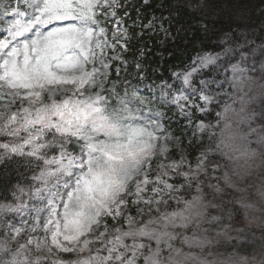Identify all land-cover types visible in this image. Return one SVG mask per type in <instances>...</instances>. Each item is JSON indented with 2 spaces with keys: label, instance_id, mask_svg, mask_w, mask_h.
Listing matches in <instances>:
<instances>
[{
  "label": "snow or ice",
  "instance_id": "6c2138e0",
  "mask_svg": "<svg viewBox=\"0 0 264 264\" xmlns=\"http://www.w3.org/2000/svg\"><path fill=\"white\" fill-rule=\"evenodd\" d=\"M143 2L148 3V0ZM24 4L31 12L14 9L19 18L4 30L6 35L0 38V89L16 90L14 95L22 102L33 98L30 103L41 97L46 84L71 86V94L60 102L53 100L51 105L36 109L34 118L28 108H22L24 115L20 127L0 128V134L5 136L17 137L21 130L26 133L19 143H0L3 150L0 164L14 162L13 157L21 158V166L33 172L30 178L32 187L29 188L32 198L44 204V208L36 209L37 215L29 227H24L28 224L26 217L20 227L8 220L0 225V264H40L39 258L30 260L25 254L29 246L40 247L38 239L31 236L37 228L44 231L45 237L50 236L51 243L60 250L76 251L64 247L60 237L70 243H79L81 236L86 237L100 227L102 218H119L122 207L127 208L129 197L133 198V204L151 205L153 199L142 195L150 184L155 185L151 189L153 196L160 197L156 204H167L163 199L167 196L180 206V210L163 216L160 229L149 230L145 226L135 235L124 233V236H132L131 245L123 244L117 236L119 247H105L103 250L107 255L97 254L78 264H137L140 259L144 264H182L179 259L182 250L174 247L177 240L197 249L211 244L212 241L200 240L195 235L183 236L178 230L199 229L207 224L209 228L204 229L207 234L210 228L222 226L225 218L232 220L233 212L228 204L214 201L220 198L225 188L233 187L228 174L232 170L228 165L239 157H233V146L221 140L216 150L221 157H227L223 165L212 163V149L199 152L194 166L181 152L179 160L158 165L160 171L155 180L149 179L148 172L156 155L150 149L160 140L155 133L164 131L163 123L133 112L130 107L133 101L138 105L151 103L150 99L140 95L138 87L129 91L130 86L125 85L122 96L116 92L115 84L112 89L103 87L112 67L109 61L122 58L119 55L112 57L109 52L116 53L118 48L127 52L131 39L125 24L131 13L123 0H24ZM191 6L195 7L194 4ZM121 9L122 15L119 14ZM159 23L162 28V20ZM54 24L58 26L46 33L37 32L38 39L26 40L19 46L14 43L33 29ZM141 28L154 30L153 20L142 24ZM163 35L171 38L167 30H163ZM217 48L219 51L198 53L186 67L172 73V82L161 81L156 86L159 95L153 99L159 100L161 108L175 109V114L184 118L188 127H192L197 113L207 112L209 105L219 104L225 95L231 98L232 93L223 91L227 86H231L233 93H238L256 84L248 73L255 70L258 57L264 58V46L257 53L249 40L241 41L228 35ZM135 67L143 71L141 63H136ZM259 87L264 89V84ZM94 88L98 91L93 92ZM163 115V112H157V121ZM15 122L17 116L13 114L8 123ZM207 129L201 120L195 124L193 135L202 134ZM256 131L252 129V133ZM260 131L264 132V128ZM213 135L210 132L209 138ZM163 139L165 143L159 150L160 156L170 152L166 143L168 137ZM176 146L179 150V138H176ZM260 146L264 147V138ZM182 167L186 170L179 171ZM169 171L183 183H168L162 179ZM181 192L184 195L173 196V193ZM193 192L196 195L193 196ZM24 193L25 189L17 185L11 195L20 199ZM185 195L191 199H185ZM26 207L5 204L0 205V211L19 213ZM209 209L224 215H208L202 220ZM41 211L47 212L42 223ZM104 227L106 232L107 225ZM62 228L71 229L74 234L68 235ZM231 230L229 224L216 235L231 242L226 235ZM22 234L26 243L19 244L17 238ZM104 234L102 232L100 236ZM137 237L147 242H137ZM14 241L17 242L15 249L9 246ZM153 241L156 244L154 249ZM90 243L92 241L85 238L79 251L83 252ZM192 258L191 253L183 254L184 261ZM200 264H209V261ZM240 264H253V261L241 257ZM259 264H264V257Z\"/></svg>",
  "mask_w": 264,
  "mask_h": 264
},
{
  "label": "rangeland",
  "instance_id": "374dc122",
  "mask_svg": "<svg viewBox=\"0 0 264 264\" xmlns=\"http://www.w3.org/2000/svg\"><path fill=\"white\" fill-rule=\"evenodd\" d=\"M23 11V10H20ZM31 12V9H30ZM2 13V12H0ZM19 17L16 15L15 11L5 14L2 16V21L0 22V38H3L1 32H4L5 29L10 27L12 23L18 19ZM27 19V17H25ZM62 23V22H61ZM58 26L48 25V26H41L39 29H33L32 32L25 33L24 36H21L15 41L18 46L26 41L32 39H38L37 32H44L46 33L50 28ZM122 52L119 48L117 49L116 53L109 52V55L115 57L117 55L122 57ZM122 59V58H121ZM116 60L115 58L109 61L111 65H113L116 61L121 62V65L118 66L116 69L120 70V67L126 66L127 63H123V60ZM115 71V68L113 69ZM109 69V73L107 78L104 80L103 87L108 83L109 77L112 74V71ZM264 70V63L261 65H256L255 70H249V75L253 77L256 81L258 80L253 73L260 72ZM103 79V78H101ZM140 89L141 96L146 97L151 100V103H144L138 105L135 101L130 105L133 109V112L140 116L142 115L145 119L148 116H151L153 122H162L164 126V131L161 132L160 130L156 131V135L160 137L159 141L154 142L155 146L150 149L154 153H156L155 157L152 159V166L148 172L149 179L155 180L156 174L160 171L158 165L160 164H169L172 160H179L181 152L183 155L188 158V144L189 140L196 141L199 145H202L204 149H212L215 150L214 153L212 152L211 160L212 163H218L223 165L227 160V157H221L220 152L217 151V145L221 140L226 141L227 143L233 146V151L231 155L233 157H239V159L233 160L229 163L228 168L232 171H229L228 174L231 177L232 185L236 184L239 189L233 190L232 187L225 188L223 194L226 197H242L244 196H256L250 197L253 202L251 204L252 211L254 215H257V208L264 207V147H261L263 135L258 134V126L254 122L253 119H250L248 115H244V99L252 94L255 90V85H250V88L246 87L243 89L242 92L233 93L231 86H227L223 91H227L232 93L231 98L228 95L222 97L219 104V107L215 108L214 115L216 119H200L197 114L193 118V125L192 127H185L183 131L184 134L173 133V131H169L166 129L165 122L163 120V116L161 117L160 121L156 119V113L162 112L159 108V100L153 99L154 96H158L159 92L156 86L146 84L141 82L138 85ZM16 90L8 89L7 87L0 89V128H5L7 126L8 130L13 128L20 127V120L21 118L18 117L16 113V106L14 105L15 102L19 103L21 99L14 95ZM93 92L98 91L97 88L92 90ZM64 93L70 95L71 94V86L68 85H60V84H52V85H45L44 90L42 91L41 97L36 98L33 103V106H37V109L45 106L51 105L48 100H52L53 98H59ZM23 94V92H21ZM242 97V99H241ZM33 98H29L26 100L30 102ZM45 101V102H44ZM24 107H28L27 103H24ZM227 109V110H226ZM36 110L31 115V117H35ZM16 114L17 122L9 124V120L11 119L12 115ZM220 114V115H218ZM203 121L205 125L208 126V129L204 133H197L195 136L193 135V131L195 128V124L199 121ZM172 122L175 124L176 128H180L185 126L183 122L188 123L184 118L175 114V117L172 119ZM226 125L228 127H226ZM148 126V125H145ZM252 129H256L257 133H252ZM214 133L215 135L209 138V133ZM26 136V133L21 130L19 132V136L12 137V136H5L0 134V143H19L20 138ZM164 136L168 137L167 146L170 149V152L165 154V156L159 155V150L165 143ZM176 138H179V150L176 146ZM184 138L186 140H184ZM202 148V149H203ZM2 152L3 150L0 149ZM196 153L200 152L195 150ZM243 153V155H242ZM191 162V161H190ZM195 162V161H194ZM193 162V166H194ZM185 168H180L179 171H185ZM228 171V169H225ZM174 172L169 171L168 176L162 177V179L167 180L168 178H172L174 176ZM220 175V173H216ZM214 182V181H213ZM168 183H175L174 181ZM155 185L150 184L148 186V190L142 195L146 199H153V203L151 205H146L144 203L140 204H133L132 197L128 198L127 208L124 209L122 207V213L119 218L113 220L111 218H102L101 225L98 229H95L94 232L88 233L87 236H81L79 243H70L64 241L62 237H60V242L64 247L75 248L76 251L71 252H64L60 250L58 247L51 243L50 236L45 237L44 231L41 228H37L35 232L31 233V236L34 239H38L39 242V249H36L33 246H29L26 250L25 254L28 258L36 260L39 258L40 264H78L85 259H89L90 257L99 255H107V253L103 250L105 247H112L116 245L119 247V243L115 237L119 236L120 241L123 244H126V240L132 238V236H124V233L130 232L133 235L137 234L140 229L144 228L147 225H151L153 229H160L163 227L162 217L172 213L173 211H179L180 206H178L174 200L169 199L165 196L163 199L167 201V204H156L155 201L159 200V196H153L152 194V187ZM176 195H184L183 192L181 193H173V196ZM185 199H191V197L185 195ZM27 207L24 208L21 212H8L5 214L3 211H0V225L4 223V221L8 220L12 224H15L17 227L21 226V221L26 217L28 224L24 227H29L33 224V217L37 215L36 209L37 208H44V204L36 199L31 198L26 204ZM15 207L14 205H12ZM151 209V211H149ZM157 209H159L157 211ZM40 221L43 222L44 218L47 216L46 211H41L39 213ZM129 218H131V223H129ZM112 221V222H109ZM123 221V222H122ZM149 221L153 223L149 224ZM105 224L107 225V231L105 232ZM229 224H226L227 226ZM159 226V227H158ZM95 228V226H93ZM119 229V231H115ZM231 231L227 232V236L232 240H237L239 238L245 237V231L242 227H232ZM66 231V234L73 235L74 233L69 230ZM171 231V229H169ZM105 233L104 236H100V233ZM183 236L191 237L192 234H184L182 231ZM88 239L92 241L88 245V247L83 251L80 252L79 248L84 239ZM19 244L26 243V237L23 234L17 238ZM111 241V243H109ZM137 242H142L141 240L137 239ZM147 242V241H146ZM17 247V242H12ZM133 243V242H132ZM127 245V244H126ZM156 247L155 242H152V248ZM175 248H180L182 250V256L179 258L182 261V264H200L201 261L207 260L209 264H238L237 259L230 254L229 251L221 248H213L210 247L207 249V245L203 249H199L202 251L200 253L196 250L195 247L189 248L186 244H182L180 240H177L174 243ZM97 250H100L97 253ZM93 252V253H92ZM192 254V259L188 261H184L183 254ZM147 255V253H145ZM165 255L167 253L165 252ZM208 255V257H207ZM7 259V258H5ZM137 264H144L143 260L140 259L137 261Z\"/></svg>",
  "mask_w": 264,
  "mask_h": 264
},
{
  "label": "trees",
  "instance_id": "16d2710c",
  "mask_svg": "<svg viewBox=\"0 0 264 264\" xmlns=\"http://www.w3.org/2000/svg\"><path fill=\"white\" fill-rule=\"evenodd\" d=\"M193 4L195 7L191 6ZM128 6L131 13L129 18L134 26H131L132 38L127 53L129 67L124 71L133 77L140 72L135 67L136 62L140 61L142 72H146L147 76L171 79L172 73L186 67L195 53L219 51L217 45L228 35L241 41L247 39L254 45L255 42L264 45V0H149L148 3L133 0ZM150 19L155 25L154 30L141 28ZM161 20L171 38L163 35ZM139 29L143 30V34H138ZM262 81L264 83V79ZM259 85L261 83L258 82L255 85L257 88L247 112L255 117L260 130L264 128V89ZM13 161L0 164V205L25 203L32 197L29 188L32 187L30 178L33 172L21 166V158L13 157ZM17 185L25 189L20 199L11 195ZM17 196L20 194L17 193ZM250 197L256 196L243 195L238 199L237 196L226 197L222 194L214 203L226 202L233 212L232 220L225 218L222 226L210 228L204 236V240L217 245L216 249L229 251L238 264L241 257L252 260L253 264H259L264 257V207L257 208V215H254ZM219 215L224 213L220 212ZM226 224L242 227L246 236L228 242L224 236L216 235ZM203 226L209 228L207 224Z\"/></svg>",
  "mask_w": 264,
  "mask_h": 264
},
{
  "label": "bare ground",
  "instance_id": "6f19581e",
  "mask_svg": "<svg viewBox=\"0 0 264 264\" xmlns=\"http://www.w3.org/2000/svg\"><path fill=\"white\" fill-rule=\"evenodd\" d=\"M21 92H23V90H21ZM24 103H27L28 107H24ZM14 105L16 106V113L19 118H21L24 115L21 111L22 108H28L30 114H32L34 110L37 109V106H33V103L27 102L26 100H24L23 102L20 101L19 103L15 102ZM0 120H1V114H0Z\"/></svg>",
  "mask_w": 264,
  "mask_h": 264
}]
</instances>
